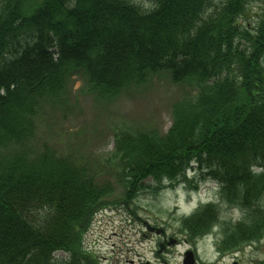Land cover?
I'll return each mask as SVG.
<instances>
[{
    "label": "trees",
    "instance_id": "trees-1",
    "mask_svg": "<svg viewBox=\"0 0 264 264\" xmlns=\"http://www.w3.org/2000/svg\"><path fill=\"white\" fill-rule=\"evenodd\" d=\"M258 1L0 0V264H96L83 236L93 214L120 198L96 160L36 140L37 117L64 100L74 73L106 100L159 71L188 84L165 132H114L109 176L130 201L163 179H185L194 161L218 183V199L181 215L178 231L194 243L217 228L221 255L261 241L264 6L248 13Z\"/></svg>",
    "mask_w": 264,
    "mask_h": 264
},
{
    "label": "rangeland",
    "instance_id": "rangeland-1",
    "mask_svg": "<svg viewBox=\"0 0 264 264\" xmlns=\"http://www.w3.org/2000/svg\"><path fill=\"white\" fill-rule=\"evenodd\" d=\"M263 6L264 0L251 3L249 15L255 16ZM64 89V100L45 105L37 117L36 140L46 142L60 154L73 153L79 162L96 160L91 167L101 172L100 179L112 183L111 196L120 198L118 203L96 213L85 233L83 246L89 255L96 264H181L188 245L178 231V218L193 212L201 202L218 196L216 183L199 182L203 177L197 168L188 171L190 181H163L162 188L156 192L142 190L125 204L123 185L110 178L109 172L114 168L107 159L113 148V134L118 129L153 127L165 132L171 124L172 104L190 90L188 84H174L165 71H159L146 82L106 100L87 90L84 79L74 73ZM194 184L197 186L192 192L190 186ZM236 214L238 211L233 208L224 211L226 216ZM143 220L164 228L168 236L176 237L180 243L157 252L159 236L148 232ZM215 241L214 235L199 237L195 248L199 261L230 264L234 259L239 264H255L257 259L264 258V238L247 246L242 253L227 255L222 260L217 255ZM54 255L66 258L63 251Z\"/></svg>",
    "mask_w": 264,
    "mask_h": 264
},
{
    "label": "water",
    "instance_id": "water-1",
    "mask_svg": "<svg viewBox=\"0 0 264 264\" xmlns=\"http://www.w3.org/2000/svg\"><path fill=\"white\" fill-rule=\"evenodd\" d=\"M147 227L149 229H153V227H151L150 225L147 224ZM161 231L160 228L156 229V233H159ZM183 264H195L194 263V258H193V254L191 251H187L185 253L184 259H183Z\"/></svg>",
    "mask_w": 264,
    "mask_h": 264
},
{
    "label": "flooded vegetation",
    "instance_id": "flooded-vegetation-1",
    "mask_svg": "<svg viewBox=\"0 0 264 264\" xmlns=\"http://www.w3.org/2000/svg\"><path fill=\"white\" fill-rule=\"evenodd\" d=\"M167 235H166V233L164 232V233H162V235L160 236V239L158 240V243L160 244L161 242L163 243V244H166L167 243ZM158 243H157V245H158ZM166 249V248H165Z\"/></svg>",
    "mask_w": 264,
    "mask_h": 264
}]
</instances>
